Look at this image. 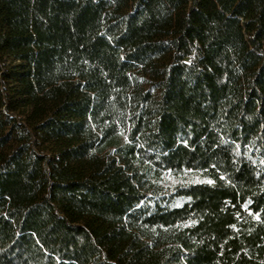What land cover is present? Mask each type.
<instances>
[{"label": "trees", "instance_id": "1", "mask_svg": "<svg viewBox=\"0 0 264 264\" xmlns=\"http://www.w3.org/2000/svg\"><path fill=\"white\" fill-rule=\"evenodd\" d=\"M0 264H264V0H0Z\"/></svg>", "mask_w": 264, "mask_h": 264}]
</instances>
